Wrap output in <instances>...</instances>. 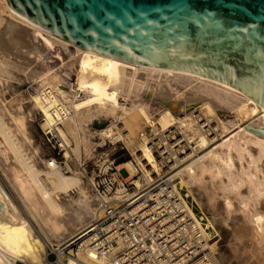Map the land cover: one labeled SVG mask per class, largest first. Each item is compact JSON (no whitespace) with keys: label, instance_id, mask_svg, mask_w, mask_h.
I'll return each instance as SVG.
<instances>
[{"label":"rangeland","instance_id":"1","mask_svg":"<svg viewBox=\"0 0 264 264\" xmlns=\"http://www.w3.org/2000/svg\"><path fill=\"white\" fill-rule=\"evenodd\" d=\"M3 18L4 21L0 25V40L6 43L5 41L8 40V38L10 39L11 36H9V34H5L2 30L5 24L10 21V18L5 13H3ZM17 25V29H19V32L21 31L18 34L20 39H18L20 44L18 48H9L6 46V44L0 45V60H3L2 62L0 61V107H6L10 112L13 111L12 113L15 115H20V113L24 115V130L30 141V146L24 147V153L28 154V156L35 154L33 155L34 158H32V162L36 168L41 170L44 166V163H48V160L51 159L52 152L50 148L44 143L42 137V128L44 127V122L40 119L39 113L37 111H33L32 114L27 112V110L30 109L29 106L31 105L30 96L35 94L34 90L39 84L43 82L46 84L51 83L54 88H57L56 86L61 85L67 88V91L69 90L68 84H72L73 91L70 92L69 96H74L78 105L76 110V120L80 126V130H82L83 126L85 127L87 125V128L91 132H94L92 135L93 137L91 136V141L95 143L93 151L96 150L98 155L92 153L91 156H82L88 161L84 177H82V175L79 173H61L68 176H79L84 182L85 189L87 190L86 192L91 195V197L94 195L90 189L89 180L96 172L95 167L100 166L104 160L114 161L115 165L131 162L134 173L131 174L127 167L124 169H127L129 174L123 169H119L122 170L120 172L122 178L126 179L128 182V193L143 188L141 185V183H143L141 179L143 170L150 171L149 173L152 175H150L152 179H154L157 175L154 182H157L159 179L163 181L175 179V181H178L176 177H179L178 174L180 173V170L185 167V165L189 164V162L193 159L198 158V156L203 155L204 152L211 149L212 147H215L223 139L231 136L233 132L237 130L236 125L233 123L243 126H246L247 124L244 117L240 116L242 119L237 117L236 113L232 112L233 110L231 111V109L227 108L226 106L219 105L215 114L210 115L207 114L205 109L202 110V108H200V103L195 101L188 106L189 111L191 112L194 110V112H192L195 115L193 117V121L195 122L192 121V128H194V130H198V132H202L209 141V143H207L205 139L201 142L203 147H196V144H193V141H190L192 139H189L190 137H193L192 131L186 129L185 127L183 128L178 123L173 124V127L171 126L165 131L161 130L162 128L158 123V118L160 113L167 109V105L161 100L152 97H146L145 93L142 92V86L144 85L143 80L146 78L145 73H139V79H137L134 84L129 86L122 85L117 80V77H115L114 74H111L110 77L106 79L104 86V98L110 102H114V104H120L127 108H130L132 103L143 104L146 106V110L149 115L148 121L140 116L138 112L134 111L131 112V115H135L133 120L131 119L132 123H130L131 120H129V117L127 116L121 122L120 120L116 121L114 123L116 127L115 131L118 129L117 131L120 132V134L130 133V139L128 143H115L114 147L108 143L105 137L102 138L98 136L99 131L97 126L101 125V128L104 129L108 126L111 120H117V114L115 115L114 113V115H110L111 113H109L110 111H115L116 109L112 108L111 104V109L107 110L100 106V102L98 100L92 98L89 99L88 96L83 92L76 91L77 87L74 85L76 79L75 69L77 66V57L79 55L74 52L72 47L69 46L66 47L62 44L56 43L54 47L53 39L39 31L34 32L32 29L20 23ZM2 63L5 65V68L2 67ZM49 73H51V75L55 76L56 78L54 77L52 79ZM164 81L165 77L162 76L155 80L153 78H149L145 83L149 82L148 84H151L152 88L156 90H158L160 86L159 84H161L171 95H174L171 96V101L169 100V102H172V107H175L176 110L170 112L174 117L181 118L185 114V112L181 111V109L184 108L183 101L185 100V97H198L192 90L188 89L190 86H196L197 83L191 82L187 87H184L187 81L181 79H169V84L172 87L170 88ZM18 106H21L22 108L19 109ZM14 110H16L15 113ZM4 119L11 127L12 121L10 115H5ZM45 124H48L47 120ZM223 126L227 129L226 132L223 130ZM143 133L148 135L147 138L143 139V137L140 136ZM60 134L66 141L71 142L72 155L76 160H78L76 156V132L73 131L70 126L63 125ZM141 140H145V142H147L150 146L158 167L156 169L157 171L155 170L156 172H151L152 169L150 167H143L141 165L142 161L140 159V161H138V154L135 153V150L137 149L138 145L142 143ZM163 143H166V148L159 149V145L164 147ZM0 144L1 188L3 189L4 193L9 196L8 199L13 204V206L17 207H15V209H17L18 212L20 211L19 213L23 219H27L29 221V227L31 228L32 232H34L33 234L35 236L37 235V237L43 243L44 252L41 256L43 257L42 264H52L55 261V255L57 253L56 250H60L65 247L68 241H70L76 235L74 232L70 233L63 231L62 233L64 234L61 235L62 241L60 240V243H62L59 248L55 246V241H50L48 239L44 231L40 228L39 224L34 221L30 214H28L24 206V202L22 199H20L19 192L16 189L15 184H13L14 182L12 180V175L14 171L18 172L21 170V168L18 167V165L16 166L11 153L6 150L5 145L1 143V137ZM251 147L253 150L255 149L254 146ZM235 166H239L238 162H235ZM253 168V166L250 168L252 172L254 171ZM262 170L264 169L262 168ZM205 173L203 174L199 172V182H193L194 184L191 185L189 184L188 189L185 188V186H183L180 182L178 183V187L180 186L181 193L186 197V200L188 204L192 206L193 211L198 216L202 217L203 223L208 226L209 231L217 237L216 248L219 260L222 264H264V239L254 232L255 230L253 229L256 226V223L255 221L253 223L251 221L255 220L256 217H259V215L260 217L262 215L264 216V196L257 198L253 196L252 193L248 194V188L243 184L242 186H239V190H233L232 193V189L228 186L229 184L226 177L223 176V182H219L218 178V181L213 177V180H211V176L208 175L207 172ZM19 174H21L22 180L27 182L26 184L28 185L29 177L27 178L26 173H22L21 170L19 171ZM256 174L257 176H260L259 172ZM171 176L174 177L170 178ZM40 178L42 180L45 179L43 175H41ZM3 183L7 186L9 191H11L18 205L16 204V201H14L13 197L10 196V193L6 190ZM222 183H227V186H225V184L223 185ZM133 184L137 188L134 187ZM71 194H73L72 191ZM226 202L231 204L229 209L226 208ZM242 204H246L245 209L243 208ZM262 223L264 224V222ZM16 264L23 263L16 262Z\"/></svg>","mask_w":264,"mask_h":264},{"label":"bare ground","instance_id":"2","mask_svg":"<svg viewBox=\"0 0 264 264\" xmlns=\"http://www.w3.org/2000/svg\"><path fill=\"white\" fill-rule=\"evenodd\" d=\"M3 13H5L10 18V21L5 24L2 31H4V33L7 35L9 34L11 38H8V40L5 41L6 43L0 40V45L6 44V46H8L9 48H18V46L20 45L18 34L21 31L19 32V29H17V24L20 23L32 29L34 32L39 31L49 38L53 39L54 47L56 43H59L66 47L69 46L74 49V52L79 55L77 57L78 60L75 69L76 79L74 85L77 87L76 91L83 92L88 96L89 99L92 98L98 100L100 102V106L104 107L107 110L111 109V104L112 108L116 109L115 111L109 112L111 113L110 115H114V113L115 115L117 114L116 117H118V119L115 121H110L107 126L108 130L109 128H113L115 126L114 123L116 121L120 120L121 122L124 118H126V116L129 117V120H133L135 115H131V112L134 111L138 112L140 116L149 121V115L147 113L146 106H144L143 104L132 103V106H129L130 108H127L120 104H114V102H110L109 100L104 98V86L106 83V79L110 77L111 74H114L115 77H117V80L122 85L129 86L131 84H134L136 80L139 79V73H145L146 78L143 80L145 87L144 85L142 86V92L145 93L146 97H152L161 100L167 105V109L161 112L158 118V123L162 128L161 130L165 131L173 124L178 123L183 128L185 127L186 129L192 131L193 137H190L189 139H192L190 141H193V144H196V147L200 146L199 148L203 147L201 143L203 140L206 139L207 143H209V141L202 132H198V130H194V128H192V123L195 122L193 121V117L195 115L193 113L194 110H192L193 112L189 111L188 106L191 103L197 101L198 103H200V108H202V110L205 109L207 114L210 115L215 114L217 107L219 105H222L231 109V111L233 110L232 112H235L237 117H244L245 122L247 123L246 126L233 123L236 125L237 130L233 132L231 136L226 137L215 147L207 150L203 153V155L198 156V158H192L193 160L190 161L189 164L185 165V167L183 166L184 168H182L180 170V173L178 174L179 177L176 178L183 186H185V188L188 189L189 184L191 185L194 184L193 182H199V172L203 174L207 172L208 175L211 176V180H213V177L215 180H217L218 178L219 182H223L222 177H226L229 184L228 186L232 189V193L233 190H239V186H242L243 184L248 188V194L252 193L253 196L257 198L260 196H264V170H262V168L264 169V141L255 139L253 136H251V134L255 133L247 129V126H250L260 130H264V108L255 103L252 99L246 97L234 88L192 73L163 68L139 66L124 62L122 60L104 57L93 52L83 50L75 45H72L69 42L60 40L56 36L43 32L40 28L30 25L22 19L12 16L6 0H0V25L4 21ZM4 66L5 65H3L2 63V67ZM49 75L52 79L55 77L52 76L51 73H49ZM162 76L165 77L164 82L170 88L172 87L169 84V79H181L187 81L184 87H187L191 82L197 83L196 86H190L188 89L192 90L198 97H185V100L183 101L184 108L181 109V111L185 112V114L181 118L174 117L170 112L176 110L175 107H172V102H169L171 96L174 95H171L161 84H159L160 86L158 90H156L152 88L151 84H148L149 82L145 83L149 78H153L155 80L158 77ZM56 87L57 88H55V90L57 91L58 95L64 101H66L72 109L71 116L63 123V125L70 126L71 129L76 132L77 159H79L81 156H91L95 147V143L91 141L94 132H91L87 128V125L85 127L83 126L82 130H80V126L76 120V110L78 108V105L76 103L75 97L69 96L70 92L73 91L72 84H68V91L67 88L61 85H58ZM38 100L39 98L37 94H33L32 96H30L31 105L29 104L30 109L27 110L29 114H32L33 111H37L38 113H40V104ZM3 107H0L1 143H3L6 147V150L11 153L16 166L18 165V167L21 168L22 173L25 172L27 178L29 177V184L27 185V182L23 181L21 178V174H19V171L21 170H19L18 172L14 171L12 175V180L14 182L13 184H15L16 189L18 190L20 199H22V201L24 202V206L28 214H30L34 221L39 224L40 228L44 231L48 239L50 241H55V246L59 248L62 243H60V240L62 241L61 235L64 234L62 233L63 231H67L70 233L74 232L75 235H77L88 225H90L96 218L97 200L95 196H93V198L86 192L87 190L85 189L84 182L79 176L64 175L59 169L49 167L48 163H44V166L41 170L36 168L34 163L32 162V158H34L33 155L35 154H33L32 156H28V154L24 153V147L30 146L29 138L27 137V134L24 130V115L21 114L18 110L20 115L17 114V116L12 113L13 111L10 112L6 107ZM18 108L21 109L22 107L18 106ZM15 112L16 110H14V113ZM7 114L10 115L12 121L11 127L6 123L4 119V116ZM132 120L130 123H132ZM97 129L99 131V137L103 138L108 135V130H103V128H100L99 125L97 126ZM117 130L115 131V140L120 135V132H118ZM223 130L225 132L227 131L225 127ZM129 134H121L123 143H128L130 139ZM141 141L142 143L138 145L137 149L135 150V153L138 154V161L141 160V165L143 167H150L152 169L151 172H154L158 168L156 165L157 163L155 157L153 156L148 143L145 142V140ZM251 146H254L255 149L253 150ZM235 162H238V167L235 166ZM251 166L254 167L253 172L250 170ZM125 167H127L131 174L134 173L131 162L120 164L117 169H124ZM149 172L150 171L148 170H143V175L141 178L143 182L141 183L142 187L151 184L157 177L156 175V177L152 179ZM258 172L260 173V176H257L256 173ZM126 173L129 174L128 171ZM41 175L44 176V180L40 178ZM174 176H171L170 178ZM222 184L224 185L225 183ZM226 184L225 186H227ZM134 187L136 186L134 185ZM71 191L73 194H71ZM132 195L133 192L128 193V190H123L119 192L118 198L124 200L130 198ZM8 197L9 196L4 193L0 185V264H16V262L25 264H42L43 257L41 256L44 252L43 243L37 237V235L35 236L33 234L34 232H32L31 228L29 227V221L27 219H23V217L19 213L20 211L18 212L17 209H15L16 206H13ZM231 204L229 202H226V208L229 209L231 207ZM245 207L246 204L243 205L244 209ZM251 221L252 223L254 221L256 223V226L253 229L255 230L254 232L264 239V224L262 223L264 222V216L262 215L260 217L259 215V217H256L255 220ZM60 259L62 261V264H73L71 259L66 255L62 254Z\"/></svg>","mask_w":264,"mask_h":264},{"label":"water","instance_id":"3","mask_svg":"<svg viewBox=\"0 0 264 264\" xmlns=\"http://www.w3.org/2000/svg\"><path fill=\"white\" fill-rule=\"evenodd\" d=\"M6 1L12 16L83 50L192 73L264 108V0Z\"/></svg>","mask_w":264,"mask_h":264},{"label":"built area","instance_id":"4","mask_svg":"<svg viewBox=\"0 0 264 264\" xmlns=\"http://www.w3.org/2000/svg\"><path fill=\"white\" fill-rule=\"evenodd\" d=\"M34 91L44 122L42 137L52 152L49 167L84 177L88 161L82 156L76 160L71 142L60 134L63 123L71 116L70 105L51 84L43 82ZM121 138L120 134L115 140V126L109 128L105 137L114 147L115 143H123ZM163 146L158 148H166V143ZM93 153L98 155L96 150ZM118 166L114 161L104 160L95 167L89 183L97 200V216L65 247L56 250L58 254L52 264H62V254L73 264H222L216 248L217 237L188 204L178 187L179 181L159 179L122 200L118 195L128 190V182L122 178Z\"/></svg>","mask_w":264,"mask_h":264},{"label":"crops","instance_id":"5","mask_svg":"<svg viewBox=\"0 0 264 264\" xmlns=\"http://www.w3.org/2000/svg\"><path fill=\"white\" fill-rule=\"evenodd\" d=\"M4 186H5L6 190L10 193V195L13 197V199L16 201L15 197L13 196V194L11 193V191H9V189L7 188V186L5 184H4ZM16 203H17V201H16ZM23 264H25V263H23Z\"/></svg>","mask_w":264,"mask_h":264}]
</instances>
